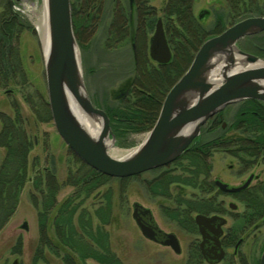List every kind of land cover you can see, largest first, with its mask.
I'll use <instances>...</instances> for the list:
<instances>
[{"label":"rangeland","instance_id":"374dc122","mask_svg":"<svg viewBox=\"0 0 264 264\" xmlns=\"http://www.w3.org/2000/svg\"><path fill=\"white\" fill-rule=\"evenodd\" d=\"M12 2L11 6L8 0H0V13L4 8L8 13L11 12L16 17L12 22L15 28L12 30L13 37L10 39L11 50H9L8 57L12 55L14 60L13 55L17 54L19 64L6 77V87H0V111L10 116L13 113L10 106L11 103H17L25 120L23 126L28 132L30 148L26 156V180L19 195L16 208L0 230V264H63L61 260L52 255L50 248H42L40 250L41 258L34 262L35 251L38 249V225L34 201L38 189L32 186V181L39 175H47L48 173L43 172L44 169H51L52 172H50L54 175L55 182L49 174L45 179H41L40 190H44L45 187L52 188V186H57V199L58 202H62L64 198L70 196L75 190L74 187L65 184L67 181L66 175L69 176L67 169L70 166L73 170V175L70 176L74 177L75 167L82 166L75 162V166L71 167L75 161L74 154L70 152L58 136L52 121H34V110H31L24 100L26 95L37 96L39 94L42 98L46 96L42 41L37 27L43 17V0H12ZM69 2L71 12L77 13L85 0H69ZM111 2L112 0H105L107 10H110ZM195 2L193 14L196 17L202 11L206 12L199 22L207 31H211L217 15L223 18L226 28L231 26L232 23L234 24V21L243 15L247 17L264 15V0H195ZM160 4L161 0H152V5L155 7H160ZM244 10L246 11L242 14ZM151 34L149 33L148 36ZM260 34L239 40L237 43L238 48L242 51H249L250 54H257L255 49L257 51L261 49L264 52V36ZM75 40L79 50L83 84L90 101L92 100L94 105L103 109H109L112 106L119 107L121 104L112 101V97L115 94L112 92L115 90L117 92L125 81L126 73L129 71V54L127 51L119 53H103L100 51L99 30L93 34L80 30L78 35L75 36ZM253 46L255 49H252ZM260 58L264 59V57ZM0 77L3 78L4 73ZM4 88L12 89L15 93L11 96L6 95ZM237 109L238 104L230 105L224 109L220 117L221 127L217 129L215 134L202 135L201 139L208 140L219 135L227 137L233 134L234 132L230 130V126ZM206 125L204 124L203 127ZM145 134L146 132L130 134L124 141V145H117L115 148L123 151L131 150L141 143ZM34 139L37 141L36 145H34ZM4 153L3 147L0 146V165L3 161ZM210 160L212 165L211 179L220 178L230 185H237L250 172L239 174L236 161L222 152H215ZM230 165L232 166L231 169H229ZM181 166L184 167L186 164L180 162L178 166L170 167L171 174L176 176L187 175ZM253 168L255 173H264L263 164L256 165ZM154 175L155 173H144L136 179L126 178V180L121 179L118 182L109 181L104 185L103 190L113 192V198L116 199L118 197V202L120 203L118 207L115 208L114 206L113 212L108 215L110 220L103 227L107 234L108 249L119 255L123 264H187L188 247L195 235L180 229L175 222L167 217L164 209H174L177 198L195 200L200 198L201 194L193 187L171 185L168 189L169 198L152 197L144 189L143 182L150 180ZM110 185L112 187H109ZM213 196L215 202L221 204H223L222 202H225V204L230 202L238 206L239 211L241 210V204L235 199L216 193ZM86 202L84 205L85 209L91 212L94 207L89 203L90 201L86 200ZM135 202L152 211L155 221L164 232L176 234L180 243V254H175L171 249L155 245L142 237L131 217L132 204ZM193 215L194 213L191 214V216ZM92 222L91 225L94 229L97 227L96 222L94 220ZM23 223L26 224V229L22 228ZM18 239L21 245L17 249ZM263 239L264 229L254 239L249 237L244 241L239 251L242 252V255L249 256L250 252H252L253 255L258 256L264 246L262 244ZM83 264L99 263L86 259ZM220 264L225 263L221 262Z\"/></svg>","mask_w":264,"mask_h":264},{"label":"water","instance_id":"95a60500","mask_svg":"<svg viewBox=\"0 0 264 264\" xmlns=\"http://www.w3.org/2000/svg\"><path fill=\"white\" fill-rule=\"evenodd\" d=\"M8 2L12 6V0ZM43 14L48 32L47 44L42 45V56L48 108L55 131L76 158L104 176L125 179L166 166L200 136L201 128L210 118L226 107L248 100L264 103V59L237 46L239 40L264 32V15L249 16L207 38L199 46L187 69L166 93L158 116L141 143L129 150L131 152L124 158L112 157L109 151L117 146V141L106 114L93 106L85 91L70 2L43 0ZM150 57L159 63H167L170 59L160 20L151 37ZM74 104L84 116L99 122L97 137L81 124L73 110ZM251 178L249 176L240 187L229 188L219 181L216 185L221 191L233 193L244 189ZM132 209V219L141 235L157 241L155 228L141 219L151 215V211L137 202L133 203ZM216 220L220 221L218 227L224 223L217 216L194 217L202 236L201 248ZM22 228H27L25 223ZM165 236L166 240L161 243L180 254L175 235L168 233ZM215 245L218 247L217 241ZM209 252L213 254L208 257L210 263L221 261V247ZM260 264H264V250Z\"/></svg>","mask_w":264,"mask_h":264},{"label":"trees","instance_id":"16d2710c","mask_svg":"<svg viewBox=\"0 0 264 264\" xmlns=\"http://www.w3.org/2000/svg\"><path fill=\"white\" fill-rule=\"evenodd\" d=\"M85 3L87 6L84 5ZM84 4H81L79 12L75 13L72 11L75 36L78 35L81 26L83 28L90 27L96 18L94 12L89 13L86 9L87 7L93 8L95 0H85ZM154 17L153 13L149 26L151 29L155 21ZM163 17L165 24L168 26V38L173 49V59L169 64L162 67V72L161 70L156 72L158 79L162 78V81H158L153 85L149 78L145 76L140 87L150 94L149 98L138 96L135 103L125 102L121 103L119 107L105 109L110 123L114 125V127L111 125V129L115 137L119 139L118 146L124 145V141L130 134L144 133L151 128L157 117L165 93L186 70L199 45L209 36L217 35L226 29L223 18L217 15L211 31L205 30L200 22L193 19L189 0H168L167 9ZM245 17L247 16L243 15L237 20ZM14 19L16 17L3 8V11L0 13V75L4 73L5 80L10 71L14 70L19 64L17 54L13 55L14 60L12 59V55L8 57L9 50H11L10 39L13 37L12 30L15 28L12 23ZM237 20L234 22H237ZM260 35L264 36V32ZM252 49H255V47L253 46ZM255 51L258 55L261 54V57H264L263 50L257 51L255 49ZM237 104L238 109L230 126V130L234 132L233 134L227 137L219 135L208 140H198L200 146L189 147L188 152H184L175 162V165H179L180 162L186 164L184 167L187 168L183 169V171H186L187 175L157 177L152 182H143L144 189L154 196L165 198H169L168 188L172 183H180L183 186L202 189L206 184L205 179L208 178L211 169L210 159L215 152H222L234 159L237 162L238 168L242 171L250 170L256 165H264V103L248 100ZM45 110L48 113V109L46 108ZM220 117L221 113L209 120L208 124L201 130L202 135L215 134L217 129L221 127ZM114 128L117 129L115 130ZM118 128L121 130L119 131ZM8 134L6 135V138L9 140L6 144V156L0 165V230L7 223L16 208L19 195L26 180L25 165L26 156L29 151L23 136ZM4 143L0 146L5 145ZM73 157L75 161L71 167L75 166L76 163L82 167H75L74 177L71 179V182L66 181L65 184L75 189L71 197L82 194L89 196L97 189V184L105 183L106 178H104V175L102 176L100 173L86 166L74 155ZM69 168L68 175L70 176L73 175V170ZM93 176H101L103 180L90 179ZM198 180L201 182H198ZM87 181L90 183L89 185L84 184ZM199 185L201 186L199 187ZM32 186L39 189L36 179L32 181ZM261 188L264 190V182ZM57 190V186L53 188L45 187L42 190L45 193L43 208L48 207L47 200H51V196ZM176 201L174 209L168 210V208H165V211L163 210L167 214V217L175 222L176 225L181 223V216H183L185 224H191L190 217L193 212H202L203 209L213 205V202L207 198L198 203L181 198H177ZM258 201L255 198H246L244 204L249 207H256L258 206ZM262 201V207L264 208V199ZM214 206L218 207L217 204ZM63 218L64 222L68 223L69 228L67 230L60 229L61 231L57 232L59 236L58 241L71 252V255L80 259L77 262L74 258L64 255L63 264H83L86 259L94 260L99 264H123L110 253L107 246V234L104 229L101 230L97 225L93 229L90 220L83 222L80 215L81 231L78 232L72 223L71 214ZM45 223H47L45 219H40L39 250L35 251L34 262L41 258L40 250L42 248L51 249ZM185 227L187 226L185 225ZM188 231L191 230L189 229ZM20 245L21 243L18 239L17 249L20 248ZM187 264H201L196 252L190 253ZM225 264H228V262Z\"/></svg>","mask_w":264,"mask_h":264},{"label":"flooded vegetation","instance_id":"af4514ba","mask_svg":"<svg viewBox=\"0 0 264 264\" xmlns=\"http://www.w3.org/2000/svg\"><path fill=\"white\" fill-rule=\"evenodd\" d=\"M189 1L191 3L192 17L195 21L199 22L201 17L206 12L202 11L200 14H198V16L195 17L193 14V8L196 2L195 0H189ZM167 2L168 0H161L160 7L157 8L154 5H152V0H112L110 10H107L105 7V0H95V4L93 8H89V7L86 8L89 13L94 12L96 14V18L93 21V25H91L90 27H84V28L81 26L80 30H82V32H86L89 34H93L97 30H99V33H100L99 50L102 51L103 53H112V52L119 53L121 51H127V53L129 54V58H130L129 71L126 73L127 75L125 76V81L123 82L122 87L118 88L117 92H115L116 90L112 92L113 94L115 93L112 97L113 98L112 101L116 102L117 104H121L125 102L135 103L138 96H146V98H149L150 94L140 87L141 86L140 84L142 83L143 78L147 76L149 80L153 83V85L156 84V82L158 81L159 82L162 81V78L158 79L156 72H158L159 70H161L162 72V67L169 64L173 59V49H172L171 43L169 42V38H168V31H167L168 26L165 24V20L163 17L167 9ZM153 13L155 16L154 17L155 21L151 29L149 26H150V21H151V17ZM158 20H160L161 22L164 36L167 42V46L170 51V59L167 63H159L150 57L151 37L154 33L155 26ZM149 33H152V34L148 36ZM259 51H261V49H259ZM244 52L249 53V51H244ZM251 54L259 58L261 57V54L260 55L254 54V53H251ZM0 87H6L5 78L0 77ZM4 93L6 95L11 96L15 92L12 89L10 90V89L4 88ZM24 100L26 101L28 107L31 108V110H34V113H33V118L35 119L34 121H39V120L43 122L47 120L52 121L50 117L49 108H48L47 92H46L45 98H42L41 96H39V94H37V96L26 95L24 97ZM91 103L93 104L92 100H91ZM10 106L13 110V113L10 116L6 114L5 112L0 111V145H2L7 140L6 143H4L5 145L1 146L3 147L5 151L4 157L6 156V150H7L6 144L9 142L8 138H6V135L8 133L10 135L18 134V135L23 136L26 141L27 147L30 148L28 144L29 143L28 132L25 126H23L25 120L23 119L21 115L20 107H18L17 103L15 102H12ZM93 106L104 111V113L106 114L109 120V126L111 129V125H113V123H110V119H109V116L107 115L106 110L103 108L97 107L94 104ZM46 108L48 109V113L45 110ZM220 113H222V111ZM212 118H210L209 120H211ZM209 120L205 123V125L209 122ZM114 129L116 130L117 128H114ZM118 130L120 131L121 129L118 128ZM148 131H146V133ZM111 133L115 137L112 129H111ZM133 134H139V133H133ZM201 136H202V133H200V136L196 138L191 144H189V146L182 152V154L178 158H180L184 154V152H188L189 147L200 146V143H198V140L201 139ZM115 139L118 143L119 139L116 137ZM36 144H37V141L34 139V145ZM178 158L174 162L166 166L155 168V169L145 172V173H155V175L148 181L152 182V180L156 179L157 177L164 178L166 175L176 176V175L171 174L170 167L178 166V165H175V162L178 160ZM231 167L232 166L230 165L229 169H231ZM184 168L185 167H182V169ZM253 170L254 168L250 170L242 171L238 168L237 171L239 172V174L240 173L243 174L248 171L250 172L248 173V176L244 180H242L240 183H238L237 185H230L224 182L223 180H221L220 178L211 179V171H212V165H211L209 176L207 179H205L206 186L204 185L203 188L200 190L198 188H195L199 191V193L201 194V197L193 201L195 203H198V202L204 201V198H207L213 202L212 203L213 205L203 209L202 212L200 211L193 212L194 215L190 217L191 224L189 223L185 224L184 218L183 216H181L180 218L181 223L177 225L180 229L185 230L186 232L192 235H195V238L190 242L189 247H188V250H189L188 257L191 252L192 253L196 252L199 262L201 264L202 263L220 264L221 262L223 263L228 262V264H260V257L264 250V246L262 247L258 256L253 255L252 252H250L251 254L249 256H246L244 254L242 255V252L239 251V248L244 241H246L249 237L254 239L257 235L262 233L264 229V208L262 207V202H263L262 200L264 199V190L261 188L264 182V177H263L264 173L263 172L255 173ZM50 171L52 172L51 169L43 170V172H46L49 174L51 173ZM184 172L187 174L186 171ZM50 175L53 177V181L55 182L54 175L53 174H50ZM140 175L133 176L130 178H134V177L138 178ZM46 176H49V175L43 174V176L39 175L36 177V180L39 185V189L38 191H36L37 192L35 196L36 199L34 201L36 216H37V225H38V245L40 242V232H39L40 231V219L42 220L43 218L47 221V223L45 224L47 226L46 230H47V234L49 237V244L51 247L52 255L58 258L59 260H61L62 262H63L64 255H68L74 258V260L78 262L80 259L74 255H71V252L67 250L66 247L58 241L59 236L57 232L60 229L67 230L69 228L68 223L64 222L63 217L71 214L72 223L78 232L81 231L80 222H79L80 215H81V220L83 222L90 220V222L93 223L92 221L94 220L96 222V225L100 227L101 230H103V227L105 226V224L110 220L108 215L113 212L114 206L116 208L118 207V204H120L118 202V197L116 199L113 198V192L108 191V190L104 191L103 187L109 181L118 182L121 179L105 176L104 177L106 178L105 183L97 184L96 185L97 189L94 191L95 193L93 195L91 194L92 196L91 195L85 196L82 194V195L71 197L70 195L64 198L62 202H58V199H57L58 191H54L53 195L51 196V200H47L48 207L43 208V205L45 204L44 203L45 193L44 191L40 190V187H41V179L42 178L45 179ZM249 176H252V178L247 184V186L244 189L239 190L237 192H233V193L224 192V191H221L216 185V181H219L221 183L226 184L229 188L240 187L241 185L245 183V181L249 178ZM66 178L68 182H71V179L73 177L66 175ZM90 179L103 180L101 176H93ZM198 182H201V181L198 180ZM84 184L89 185L90 183H88L87 181ZM171 185L177 186L181 184L172 183ZM171 185H169V187ZM200 186L201 185H199V187ZM53 187L54 186H52V188ZM109 187H112V185H110ZM215 193L218 195H223V196L225 195V196L235 199L239 204H241V210L239 211L238 206L230 202L227 204H225V202H222L223 204L215 202L214 196H213V194ZM148 194L152 197H161V196H154L150 192H148ZM162 198L166 199L165 197H162ZM246 198H255L259 200L257 203L258 206L249 207L245 205L244 200ZM86 200L90 201L89 203L92 204L94 207L91 210V212H88L85 209L84 205L85 203H87ZM215 203L218 205L217 208L214 206ZM132 212H133V209H132ZM196 215H202L205 217L217 216L224 220V223L220 227H218V225L220 224L219 220H216L212 224L213 231L208 232L206 234V240L202 248L200 246L202 242V236L199 232L198 225L194 221V217ZM131 217H132V214H131ZM141 219L143 223L149 225L152 228H155V232L157 233L156 234L157 241H153V240L151 241L146 238L145 239L155 245H158L161 247H167V246H164L161 242L166 240L165 234H168V233L164 232L158 226L157 222L155 221L153 217L152 211H151V215L148 214V215L142 216ZM185 225L189 228L185 227ZM189 229L191 231H188ZM170 233L175 235L179 243V239L176 236V234H174L173 232H170ZM216 241H217L218 247H221V249L223 250V257L221 261H219L218 263H210L208 257L212 256L213 254H211L209 251L212 250L213 248H218L215 245ZM262 244H264V239H263ZM179 247H180V243H179ZM110 253H112L116 259L122 262L119 255L115 254L113 251L112 252L110 251Z\"/></svg>","mask_w":264,"mask_h":264},{"label":"bare ground","instance_id":"6f19581e","mask_svg":"<svg viewBox=\"0 0 264 264\" xmlns=\"http://www.w3.org/2000/svg\"><path fill=\"white\" fill-rule=\"evenodd\" d=\"M43 17L41 18V20L39 21V23L37 24L38 27V31L40 33V37H41V41H42V45L45 46L47 44V32H48V26H47V22H46V17L43 14ZM70 102H72L71 99H69ZM73 103H71L72 105ZM162 104V102H161ZM74 106L76 107V105L74 104ZM161 107V105H160ZM160 109V108H159ZM73 110L75 111V113L79 116V121L81 122V124H83L85 126V128L87 129V131L94 137H97L100 131V124L99 122L94 121L93 119H90L86 116H84L81 111L79 110L78 107L74 108ZM110 142L108 141V144ZM107 144V143H106ZM110 155L112 157L115 158H124L127 155H129V153L131 151H123V150H119L117 148H113L110 149ZM126 179V178H125Z\"/></svg>","mask_w":264,"mask_h":264}]
</instances>
